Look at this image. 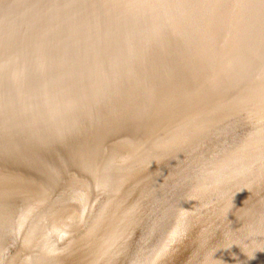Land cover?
<instances>
[{"label":"water","instance_id":"95a60500","mask_svg":"<svg viewBox=\"0 0 264 264\" xmlns=\"http://www.w3.org/2000/svg\"><path fill=\"white\" fill-rule=\"evenodd\" d=\"M116 1L119 6H111L100 0H13V3L12 0H9V3L6 0H0V42H8L9 45V41L12 40L18 43L16 47L11 48L17 59L15 61H3L2 64L4 65L0 67V175L9 181L11 180V183L14 184L12 186L0 180V264H25L27 241L36 243L35 229H29L28 226V206L22 201L21 194L19 195L15 187H20L23 190L29 189L27 182L25 183L22 180L20 182L16 178L21 177L22 174L28 176L24 167L21 166V161L24 160L22 158H25L27 154H42V152L36 151L38 146V150H43L48 154L49 150H53L52 154H60L63 157H67L68 154L74 153L77 141L85 145L86 135H90L89 133L82 135L76 131L77 129H81L84 126H90L93 130L97 129L96 125L89 123V119L96 120L92 118V115L95 114L92 111L90 112L91 114L86 115L87 117H74L76 121L72 120L69 123L66 121V123L62 120L61 124L57 125L56 130L54 127L56 136H52L48 130L52 123L45 124L36 115H23V100L25 96L21 94V91L11 93L9 104L2 97L4 93L10 91L8 88L15 87L14 89H18L16 83L31 75L26 74L28 67L35 70L36 63L40 58L49 56L48 54L53 55L55 51L58 56L59 53L70 54L72 52L70 44H74V42L87 48L93 44L92 40L86 38L87 35L90 36L87 31L78 27V25H74L78 9H81L80 12L84 16L85 22H82V24L88 23L87 26L91 28L90 32L94 41L103 33L108 42H112L111 48L105 50V53L96 50L87 51L86 48L82 50L84 48L82 47L79 50L80 56H78V59H83L82 67L78 68L80 71L83 70L86 61L88 63L92 61L94 66L92 70L93 79L89 81L92 91H97L101 94L105 89L109 109L106 117L109 115L114 121L116 120L113 117H117L119 118L118 120L126 122L128 117H125V115L129 111H125V106L132 105L137 98L148 102L154 99L155 101L151 103V110L147 112L155 113L156 108L160 110L159 114L155 113L156 119H153L152 123L154 125L160 122L161 126L159 129L163 128L161 132L163 144L157 151L141 154H166V158H172L175 154H190L185 160L181 157L175 162L176 171L183 177L188 176L190 172V170H187L183 175L185 169L183 161L192 164L199 157H206V161L201 164L202 170L206 166L208 167L207 170L211 172V176L215 175L218 177L221 174L222 179L220 177L211 178L216 180L217 183L221 180L228 181L232 173L229 170L243 168V172H247L246 177L241 180L243 173L236 176L239 182L237 184L232 183L230 186L246 184L247 189L244 195H252L251 200H257L259 205L257 207L254 205L253 211L261 214L262 217L264 216V212H262L264 210V109L261 108V104L257 103L256 105L257 98L253 107H247V101H241V99L233 95L227 96L225 89L215 86V84H220V82H216L212 72V65L216 57H218L217 55H221L220 65L229 61L233 63L234 67L237 66L241 69L240 82L248 85L244 92L252 90V83L262 75L257 69L264 67V61L260 55L256 60L254 59L255 57L249 56V53L258 54L252 49L264 47V18L254 16H251L249 20L245 18L250 16L249 14L252 11L259 12L264 17V0H236L238 4H233L234 0H223L222 4L221 0L222 6L220 7H212L206 2L200 3L202 0H152V6L146 8L147 12L164 11L165 14L158 15L155 13L156 22L152 28L150 27L152 33H149L150 39L155 40V42L152 46L148 42L152 48V52L149 54L140 50L145 39L141 42L140 31L142 29L139 27V20H136L133 15L139 13L138 11L141 9L143 10V5H146L147 1L150 0L139 4V0ZM255 2L257 3L256 8H252V4ZM196 5L199 6L196 19L201 23V26L207 24V32H205L207 36L199 38L193 37L191 34V21L188 19L191 14L187 18L185 13L180 16V10L184 9L183 6L194 8ZM111 7L115 13L110 11ZM210 7L213 9L212 13H208ZM168 9L169 12H165ZM232 9L239 11V14L234 16L233 12H228L230 18L227 19L224 16L227 22L215 19L213 16L219 15L222 18L223 11L227 12ZM118 20L122 21L125 29L129 30L127 36L130 37L134 45L132 52H126L117 47L119 41L123 39L122 33L119 36H113V25ZM211 22L214 23L211 24ZM215 22H218V26L214 25ZM28 26L37 29L39 32L32 35L25 34L26 36L13 34L15 28L19 29ZM77 31L83 32V34L77 35ZM167 33H169V36H166ZM26 37L34 38L35 45L39 43L44 48L45 54L37 55L35 49L25 48V43H30L26 40ZM54 41L61 42V46L55 51L46 44V42ZM225 45H229L231 51H225ZM164 48L168 50V53L162 54L160 52ZM215 48H219L218 54L211 52ZM89 53H92V57ZM241 53L242 56H239L238 54ZM224 54H230V58L224 59L226 58L222 57ZM98 58L101 60L100 68H96ZM241 58L244 64L235 62V60L241 61ZM21 67L26 68L25 72L21 71ZM68 68L69 66H65L63 63H57L55 66L53 64H44L43 71L51 70L54 74H57V72L61 74L62 71ZM226 68H221V72ZM103 69H105V72L102 71ZM227 70L229 69L227 68ZM130 71H135L140 81L141 90L134 98H131L128 94V92L130 93L133 90L136 91L133 88L134 83L128 82L127 79L130 77ZM95 76H102L103 83L98 84L97 81L101 79H97ZM104 79L108 83L105 84ZM111 79L114 81V86H116V82L124 85L126 92L120 96L122 92L117 93L110 90ZM261 80L262 88L264 87V79ZM74 81H77L75 77L69 78V83ZM225 84L227 82L222 80L220 86ZM91 86L87 88L89 89ZM214 88L219 93L216 97L210 99ZM39 90L45 91L46 89ZM193 90L199 95L202 94V98L208 101L206 103L192 101L193 98L190 94ZM57 91L55 89L52 91L47 90V93L40 92V97L39 91L35 90L31 94L32 103L43 105L50 93L55 94ZM36 98H43L44 101L38 102V100H34ZM259 101L264 105V98ZM78 105L84 106L85 103H78ZM115 106H117V109L114 108ZM51 107L56 109L60 107L61 109L63 107L61 99L57 98L54 100ZM171 108H174V112L171 111ZM170 111L172 116L165 118V113L168 114ZM27 119L28 121H26ZM26 122L27 124H23ZM24 127H28V129L24 131ZM156 139L158 140L159 137L157 136ZM40 145L43 146L42 149H40ZM94 145V141H89L85 146V150H83L84 154H103L104 149L99 147L101 141L96 140L95 147ZM123 147L120 148L117 154H130L128 145ZM87 148L92 149L88 150ZM17 154L20 158L14 157ZM137 164H139V161ZM141 165L148 167L152 172H158V167L153 163L148 164L147 161L143 160ZM116 168L121 170L120 166ZM6 173L7 175L4 176ZM105 176L110 178L108 174ZM103 181L106 182V184H101L100 186L103 191L106 190V187L111 192L121 187L129 189L123 191L122 195L115 200L110 214H106L107 216L103 217V219H106L105 222H109V230L119 240L121 222L125 221L124 219H117L119 215L116 217L114 210L121 212L118 207L126 204L129 200L126 196L132 192L131 190L136 189L125 178L116 181V183L104 178ZM214 186L215 182L212 181L209 189L214 191ZM162 187L165 186L163 185ZM82 198L85 199L84 207L72 210V216L66 208L61 209V212L64 211L72 219L76 217L81 219L86 212L90 215L95 214L98 211L100 197H93L91 200L85 197ZM155 200L159 203L158 198H155ZM218 200L221 202L215 208H220L221 213L225 214L224 217H218L223 220L227 215L226 209L233 205V195L229 194L228 197L223 196ZM176 202L172 201L173 205ZM61 207L63 206L61 205ZM76 207L78 205H75L74 208ZM93 207L97 209L89 210ZM184 207L185 204L182 205V208ZM98 217L102 219L100 216ZM116 219L120 221L117 222ZM235 221H237L238 226L233 231V235H235L233 241L215 245L213 253L208 258V264H231L234 262V252H237L241 247H246V245L251 246L250 242L256 236H252V233L250 231L246 232L245 229L248 226H253L252 223L256 221L243 222L238 217L235 218ZM39 224L44 226L43 218H41ZM215 227L221 229V226ZM218 231H215L214 228L206 240L203 237L200 240L199 236L198 243L204 245L213 242ZM244 231L246 232L245 236L240 237L239 234ZM133 232H130V236L134 238H138L142 233L137 230L136 235H133ZM263 236L264 233L258 237ZM195 244L197 242L192 241L190 238L182 242V246L189 249ZM160 246L163 245L159 244L156 249H160ZM219 252L223 255L222 261L212 260L211 257ZM175 259L177 258L173 255L167 261ZM257 263L264 264V258H259L258 254L253 259H245L243 263L239 262V264Z\"/></svg>","mask_w":264,"mask_h":264},{"label":"bare ground","instance_id":"6f19581e","mask_svg":"<svg viewBox=\"0 0 264 264\" xmlns=\"http://www.w3.org/2000/svg\"><path fill=\"white\" fill-rule=\"evenodd\" d=\"M100 1H103L105 4L108 3L111 6H119L116 0ZM6 2L9 3V0H6ZM145 2L146 0H139L138 4ZM202 2L209 3L212 7H220L223 4V0L222 4L221 0L200 1V3ZM233 4H238V2L234 0ZM151 6L152 0L147 1V4L143 5L144 11L141 9L138 11L139 13L133 15L136 20H139V27L142 29L140 31L142 36L141 42L145 39L140 50L147 54L152 52L151 46L155 42V40L149 37V33H152L150 29L156 22L155 16L156 14H165L164 11L147 12L146 8H150ZM256 6V2L252 4V8H256ZM183 7L184 9L180 10V16H182V13H185V17L187 18L191 14V17L188 19L191 21L190 30L192 36L196 38L207 36L205 34L207 32V24L201 26V23L196 19L199 6L196 5L194 8ZM212 7H210L211 12L208 11V13L213 12ZM231 7L233 8V6ZM80 10L76 11V22H74V25H78V27L87 31V34L90 36L87 35L86 38L92 40L93 44L87 48L86 46H79L78 43L74 42V44H70L72 50L70 54L59 53L58 56L55 50L61 46V42H56L57 40L46 42L49 47L54 49L55 53L40 58L36 63L35 70L28 67L26 74L31 75L16 83L18 89H14L15 87L8 88L10 91L2 95L3 99L9 104L10 97L12 96L11 93L21 91V94L25 96L23 100V115H36L40 117L39 120L41 122L44 121L45 124L52 123L48 129L52 136H56L54 127L56 130L57 125L61 124L62 120L68 123L72 120L76 121L75 118H84L92 111L95 113L92 115V118L96 120L89 119V123L97 126L95 130L90 126H84L76 130L82 135L84 133H89L90 135H86L85 145L77 141L74 153L68 154L67 157H63L60 154H52L53 150H49L48 154L43 150H38V146L36 147V151H40L42 154H27L25 158H22L24 160L21 161V166L24 167L28 176L22 174L21 177L16 178L20 182L21 180L25 183L27 182L29 189L23 190L20 187H15L19 195L21 194L22 201L28 206V226L29 229H35L36 237V243L28 241L26 243L25 264H208V258L213 253L215 245L233 241L235 237L233 231L238 226L237 221H235L236 217L243 222L256 221L252 223L253 226H248L245 229L246 232L250 231L252 236H256V238L250 242L251 246L246 245V247H241L237 252L233 253L234 262L231 264H239L240 261L243 263L245 259H253L257 254L259 258H264V256L261 257L264 255V236L258 237L264 233V216L262 217L261 214L253 211V206L257 207L259 203L257 204V200H251L252 195H244L247 189L246 184L230 186L232 183L237 184L239 182L236 176L243 173L241 180L246 177L247 172H243V168L229 170L232 173L228 181L221 180L217 183L216 180H212L211 178H221V174L218 177L215 175L211 176V172L207 170L208 167L206 166L202 170L201 164L206 161V157L201 156L192 164L183 161L185 164L183 175L185 171L190 170L188 176L183 177L176 171L175 162L181 157L185 160L190 154H175L172 158H166V154H141L157 151L163 144L161 138L163 128L159 129L161 126L160 122L154 125L152 123V120L156 119V114H159L160 110L156 108V112L154 111L156 114L147 112L151 110V103L155 101L154 99L148 102L147 100L137 98L133 101L132 105L125 106V111H129L125 115V117H128V121L126 122L118 120L119 118L117 117H113L116 120L114 121L109 115V117H106L109 109L105 89L101 94L97 91H92L89 81L93 79L92 70L94 66L92 65V61L89 63L86 61L83 70L80 71L78 68L82 67L83 59H78V56H80L79 50L82 47H84L82 50L86 48L87 51L96 50L105 53V50L111 48L112 42L109 43L103 33L94 41L90 32L91 28L87 26L88 23L82 24L85 21ZM110 11L115 13L112 7ZM165 12L168 13L169 9L165 10ZM228 12H233L234 16L239 14V11L232 9L227 12L223 11L222 18L219 15L213 16L215 19L227 22L226 18H230ZM249 15L246 16V20H249L251 16L264 18L261 13L255 11L250 12ZM213 23L211 22V24ZM214 25L218 26V22H215ZM113 30V36H119L120 33L123 35V39L119 41L117 47L126 52H132L134 45L130 37L127 36L129 30L125 29L122 21L118 20L113 25ZM37 32H39L37 29L28 26L19 29L15 28L13 34L16 36H26L25 34L32 35ZM78 34L82 35L83 32L77 31ZM166 36H169V33ZM26 40L30 43H25V48L35 49L37 55L45 54L44 48L37 43L43 40L36 42L39 46L35 45L34 38L26 37ZM16 42L10 40L9 45L8 42H0V67H3V61H15L17 59L11 49L17 46L18 43ZM224 50L231 51L229 45H225ZM252 50H255L258 54L249 53V56L255 57L254 59L257 60L260 55L264 61V47L253 48ZM160 52L166 54L168 50L164 48ZM211 52L218 54L219 48H215ZM89 55L92 57V53H89ZM229 55L224 54L222 57L228 59L230 58ZM238 55L242 56V53ZM217 56L212 65V72L214 79L216 82H220V84L216 85L213 79L215 86L225 89L224 91H227V96L233 95L241 99V101H247V107H253L257 98L256 105L259 103L262 106L261 108L264 109V105L259 101L261 98H264V87L261 88V79H264V67L262 66L257 69L262 75L252 83V90L244 92L248 85L240 82L241 69L237 66L234 67L233 63L229 61L223 62L221 66V55ZM73 61L74 63H72ZM100 61L98 58L96 68H100ZM242 61V58L241 61L235 60L238 64H244ZM43 63L53 64V66L57 65V63H63L65 66H69V68L62 71L61 74H58V72L54 74L51 70L43 71ZM92 66L93 68L90 69ZM225 67L229 70L226 68L221 72V68ZM21 69V71L25 72L26 68L21 67ZM102 71L105 72V69ZM72 77H75L77 81L69 83V78ZM95 78L101 79L97 81L98 84L103 83L102 76H95ZM127 79L128 82L134 83L133 88L136 91L128 92L129 96L134 98L141 90L137 73L130 71V77ZM222 80L226 81L227 84L220 86ZM48 83L49 85H47ZM104 83H108L106 79H104ZM89 86L91 87L88 89L87 87ZM38 88L46 90L41 91ZM55 89L58 91L55 94L50 93L49 97L45 99V105L44 103L43 105L32 103L33 98L31 94H33V91H39L40 96V92L47 93V90L52 91ZM109 89L117 93L122 92L120 96L126 92L124 85L116 82V86H114L112 79L110 80ZM218 93L216 88H214L210 99L216 97ZM190 95H192V101L194 102L206 103L208 101L202 98V94H197L195 90ZM57 98L61 99V105L63 106L61 109L60 107L57 109L51 107L53 101ZM34 100H38V102L44 101L43 98H36ZM83 102L85 103L84 106L78 105V103L82 104ZM114 108L117 109V106ZM171 111L174 112V108H171ZM171 111L168 114L165 113V118L172 116ZM23 124H27V122ZM27 129L28 127H24V131ZM157 136L159 137L158 140L156 139ZM96 140L101 141L99 147L100 149H104L103 154H84L83 150H85L86 144L89 141H94L96 145ZM125 145H128L130 154H117L120 148H124L123 146ZM42 147L40 145V149ZM14 157L20 158L18 154ZM143 160L147 161L148 164L153 163L156 165L158 172H152L148 167L141 165V161ZM138 161L139 164H137ZM117 166H120L121 170H118ZM107 174L110 175V178L105 176ZM6 175L7 173L4 176ZM103 178L115 183L125 178L136 189L131 190L132 192L126 196L129 198L128 202L118 207L121 212L114 210L116 217L119 215L117 219H124L125 221L121 222L119 240L109 230V222H105L106 219H103V217L106 214H110L115 200L122 195V192L129 189L121 187L111 192L106 187V190L103 191V188L100 187L101 184H106ZM0 180L14 186L11 180L9 181L3 178V176L1 177V175ZM212 181L215 182L214 191L209 189ZM163 185L165 187H162ZM229 194L233 195L234 202L231 207L226 209L227 215L221 220L218 217H224L225 214L221 213V209L215 208V206H219V202H221L218 199H221L223 196L228 197ZM82 197L88 200H91L93 197H100L98 211L95 214L90 215L86 212L85 216L81 217V219L77 217L72 219L64 211L61 212V209L66 208L72 216V210L84 207L85 199ZM154 197L158 198L159 203H157ZM172 201L177 202L173 205ZM184 204L185 209L182 208ZM75 205H78V207L74 208ZM91 209L97 208L93 207L89 210ZM98 216L102 219H99ZM41 218L44 220V226H40L39 224ZM120 220H117V222ZM215 226H221V229ZM214 228L215 231L220 230L213 242L204 245L198 243L199 236L200 240L201 237L206 240ZM137 230L142 232L141 235L138 238L131 237L130 232L134 231L133 235H136ZM246 232L240 233V237L245 236ZM189 238L197 242L198 245L195 244L190 249L184 248L182 242ZM159 244L163 246H160V249H156V246ZM173 255L177 259L167 261ZM222 257V253L219 252L211 258L212 260H219L221 262Z\"/></svg>","mask_w":264,"mask_h":264}]
</instances>
